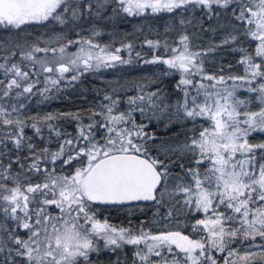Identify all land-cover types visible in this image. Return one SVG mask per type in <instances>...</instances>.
I'll list each match as a JSON object with an SVG mask.
<instances>
[{
    "label": "snow or ice",
    "instance_id": "6c2138e0",
    "mask_svg": "<svg viewBox=\"0 0 264 264\" xmlns=\"http://www.w3.org/2000/svg\"><path fill=\"white\" fill-rule=\"evenodd\" d=\"M0 264H264V0H0Z\"/></svg>",
    "mask_w": 264,
    "mask_h": 264
}]
</instances>
